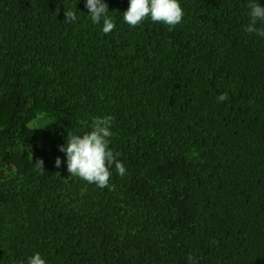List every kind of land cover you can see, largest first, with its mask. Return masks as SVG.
<instances>
[{"label": "trees", "instance_id": "obj_1", "mask_svg": "<svg viewBox=\"0 0 264 264\" xmlns=\"http://www.w3.org/2000/svg\"><path fill=\"white\" fill-rule=\"evenodd\" d=\"M104 2L108 34L86 0H0V264H264V37L245 31L250 0H179L171 30L132 27L130 0ZM106 116L126 169L110 168L114 190L70 176L59 151Z\"/></svg>", "mask_w": 264, "mask_h": 264}, {"label": "clouds", "instance_id": "obj_2", "mask_svg": "<svg viewBox=\"0 0 264 264\" xmlns=\"http://www.w3.org/2000/svg\"><path fill=\"white\" fill-rule=\"evenodd\" d=\"M85 7L89 11L91 21L96 24L103 21V32L110 33L116 26L115 21L108 16V5L104 0H86ZM250 23L245 31L255 33L264 37V28H257V23H264V6L257 0H250ZM124 14V20L130 26L135 27L150 17L153 22H162L169 26V30L181 23L184 11L179 0H130L129 7ZM65 22H75L78 18L75 12L66 8L64 12ZM228 99L227 93H221L217 97V102H224ZM112 116L94 118L92 130L81 135L68 133L66 145H60L59 151L65 153L67 171L70 176L79 177L88 183H94L100 188L114 190L115 185L109 186L111 178L110 168L115 167L120 176L126 174L125 166L116 159L119 153H113L109 148ZM62 164L61 158L55 160V167ZM38 167L44 168L42 159L36 161ZM213 243H216L213 241ZM189 262L195 264V258L189 254ZM28 264H46L39 253L29 258Z\"/></svg>", "mask_w": 264, "mask_h": 264}, {"label": "rangeland", "instance_id": "obj_3", "mask_svg": "<svg viewBox=\"0 0 264 264\" xmlns=\"http://www.w3.org/2000/svg\"><path fill=\"white\" fill-rule=\"evenodd\" d=\"M30 125L33 127H47V119L37 118Z\"/></svg>", "mask_w": 264, "mask_h": 264}]
</instances>
